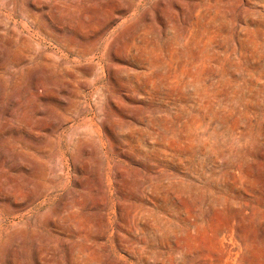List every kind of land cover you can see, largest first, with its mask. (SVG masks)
Returning a JSON list of instances; mask_svg holds the SVG:
<instances>
[{
	"label": "rangeland",
	"instance_id": "rangeland-1",
	"mask_svg": "<svg viewBox=\"0 0 264 264\" xmlns=\"http://www.w3.org/2000/svg\"><path fill=\"white\" fill-rule=\"evenodd\" d=\"M0 264H264V0H0Z\"/></svg>",
	"mask_w": 264,
	"mask_h": 264
}]
</instances>
